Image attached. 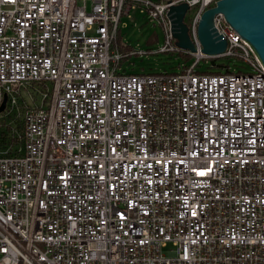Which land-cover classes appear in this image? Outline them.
I'll list each match as a JSON object with an SVG mask.
<instances>
[{
  "label": "built area",
  "instance_id": "built-area-1",
  "mask_svg": "<svg viewBox=\"0 0 264 264\" xmlns=\"http://www.w3.org/2000/svg\"><path fill=\"white\" fill-rule=\"evenodd\" d=\"M218 1L0 0V264H264V68L220 14L226 50L201 52ZM135 10L156 49L121 38ZM160 53L189 62L123 67ZM221 58L249 70L204 73Z\"/></svg>",
  "mask_w": 264,
  "mask_h": 264
},
{
  "label": "water",
  "instance_id": "water-1",
  "mask_svg": "<svg viewBox=\"0 0 264 264\" xmlns=\"http://www.w3.org/2000/svg\"><path fill=\"white\" fill-rule=\"evenodd\" d=\"M187 9L186 4L174 5L170 7L168 17L175 45L194 53V45L183 22ZM218 14L248 44L256 60L264 68V0H219L214 8L204 11L197 27V38L203 54L219 55L226 50V42L216 33L213 24V19ZM210 64L215 66L214 62ZM4 103L5 98L0 112Z\"/></svg>",
  "mask_w": 264,
  "mask_h": 264
},
{
  "label": "rangeland",
  "instance_id": "rangeland-1",
  "mask_svg": "<svg viewBox=\"0 0 264 264\" xmlns=\"http://www.w3.org/2000/svg\"><path fill=\"white\" fill-rule=\"evenodd\" d=\"M192 13V10L188 11L186 17ZM130 16L129 19L121 20L119 28L121 38L126 43L139 50L156 49L164 43L162 29L155 23L149 22L145 14H140L138 10H135L130 13ZM182 61V56L177 53H160L142 58L132 56L125 61L123 67L127 73L156 74L161 71L172 70ZM215 65L212 67L213 69H218L219 66H229L230 71L240 69L241 72L245 73L249 70V66L237 58H221L215 62ZM199 68H204L203 61L199 63Z\"/></svg>",
  "mask_w": 264,
  "mask_h": 264
},
{
  "label": "trees",
  "instance_id": "trees-1",
  "mask_svg": "<svg viewBox=\"0 0 264 264\" xmlns=\"http://www.w3.org/2000/svg\"><path fill=\"white\" fill-rule=\"evenodd\" d=\"M184 60H186V62H189V58H183ZM191 62V61H190ZM215 67V66H214ZM177 71V68H173L172 70L169 71H161L159 73H165V74H175ZM204 73H209V74H222L224 73L223 69H213L212 67L207 68Z\"/></svg>",
  "mask_w": 264,
  "mask_h": 264
}]
</instances>
